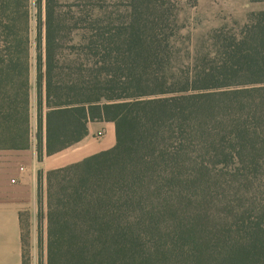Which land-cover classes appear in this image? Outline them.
<instances>
[{"label": "trees", "instance_id": "obj_1", "mask_svg": "<svg viewBox=\"0 0 264 264\" xmlns=\"http://www.w3.org/2000/svg\"><path fill=\"white\" fill-rule=\"evenodd\" d=\"M62 1H32L31 57L30 0H0V150L34 141L41 161L114 125L110 149L37 173L46 264H264V10L181 71L162 66V0H128L123 20ZM161 80L182 87L146 98Z\"/></svg>", "mask_w": 264, "mask_h": 264}, {"label": "rangeland", "instance_id": "obj_2", "mask_svg": "<svg viewBox=\"0 0 264 264\" xmlns=\"http://www.w3.org/2000/svg\"><path fill=\"white\" fill-rule=\"evenodd\" d=\"M32 1L29 2L31 57L34 52V9ZM162 1L168 10V22L174 26L173 29L166 31L168 41L172 43L171 52L173 55H170L165 61L163 60L162 66L170 65L181 71H186L185 61L194 52L207 53L216 48L217 43L208 39L210 33L218 30L224 32L236 30L246 22L248 13L264 10V3H250L249 0H196V6L193 8L187 3L188 0ZM127 6L128 0H87L83 3L75 0H63L60 10L68 14L67 11L73 12L75 8H78L83 13L89 14L97 8L106 9L117 12L119 18L123 20ZM63 35L62 53L70 55L74 53V50L70 49L68 45L71 35L66 32ZM32 75L33 72L31 71V79ZM161 82V86H153L152 83H147L144 90L146 93L151 92V95L145 97L165 96L164 93L153 94V92H159L161 89L177 90V88L182 87V85H177L172 88L164 80ZM111 143L112 137L108 133L101 141L100 147H110ZM46 227V220L39 222L38 218H35L32 224L24 225L25 264H46Z\"/></svg>", "mask_w": 264, "mask_h": 264}, {"label": "crops", "instance_id": "obj_3", "mask_svg": "<svg viewBox=\"0 0 264 264\" xmlns=\"http://www.w3.org/2000/svg\"><path fill=\"white\" fill-rule=\"evenodd\" d=\"M102 135L97 137L96 134ZM112 137L110 147H100L105 135ZM115 143L114 125L110 122L88 124L87 135L74 146L37 160L34 141L25 150H0V264H24V225L46 220V196L42 173L81 161Z\"/></svg>", "mask_w": 264, "mask_h": 264}, {"label": "built area", "instance_id": "obj_4", "mask_svg": "<svg viewBox=\"0 0 264 264\" xmlns=\"http://www.w3.org/2000/svg\"><path fill=\"white\" fill-rule=\"evenodd\" d=\"M101 135H102L101 132H98V133L96 134L97 137H100Z\"/></svg>", "mask_w": 264, "mask_h": 264}]
</instances>
